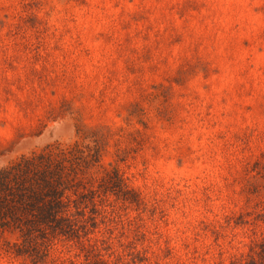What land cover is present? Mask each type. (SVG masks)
<instances>
[{"label": "rangeland", "instance_id": "obj_1", "mask_svg": "<svg viewBox=\"0 0 264 264\" xmlns=\"http://www.w3.org/2000/svg\"><path fill=\"white\" fill-rule=\"evenodd\" d=\"M87 129L99 174L132 189L91 235L109 264L246 257L264 237V0H0V168ZM15 240L0 264H32ZM85 261L60 241L47 264Z\"/></svg>", "mask_w": 264, "mask_h": 264}, {"label": "trees", "instance_id": "obj_2", "mask_svg": "<svg viewBox=\"0 0 264 264\" xmlns=\"http://www.w3.org/2000/svg\"><path fill=\"white\" fill-rule=\"evenodd\" d=\"M84 134L73 143L56 142L21 154L0 168V234L15 235L8 250L32 264H47L60 241L77 245L86 264H109L103 257V250L111 249L109 238L91 235L100 222L108 227L116 223V210L105 207L107 197L132 189L116 166L99 174L104 141L95 130ZM134 196L130 202H139ZM238 261L264 264V237Z\"/></svg>", "mask_w": 264, "mask_h": 264}]
</instances>
